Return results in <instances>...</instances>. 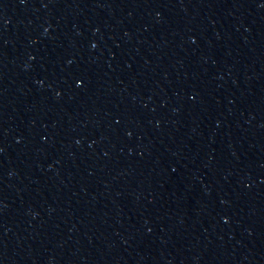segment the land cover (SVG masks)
<instances>
[{
  "label": "water",
  "instance_id": "obj_1",
  "mask_svg": "<svg viewBox=\"0 0 264 264\" xmlns=\"http://www.w3.org/2000/svg\"><path fill=\"white\" fill-rule=\"evenodd\" d=\"M0 264H264V0H0Z\"/></svg>",
  "mask_w": 264,
  "mask_h": 264
}]
</instances>
